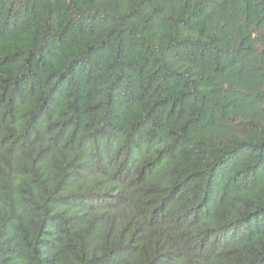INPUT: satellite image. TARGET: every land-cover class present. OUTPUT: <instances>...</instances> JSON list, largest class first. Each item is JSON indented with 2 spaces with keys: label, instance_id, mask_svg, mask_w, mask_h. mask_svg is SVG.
<instances>
[{
  "label": "trees",
  "instance_id": "16d2710c",
  "mask_svg": "<svg viewBox=\"0 0 264 264\" xmlns=\"http://www.w3.org/2000/svg\"><path fill=\"white\" fill-rule=\"evenodd\" d=\"M0 264H264V0H0Z\"/></svg>",
  "mask_w": 264,
  "mask_h": 264
}]
</instances>
